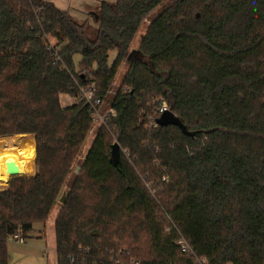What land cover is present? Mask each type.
<instances>
[{
	"label": "trees",
	"instance_id": "obj_1",
	"mask_svg": "<svg viewBox=\"0 0 264 264\" xmlns=\"http://www.w3.org/2000/svg\"><path fill=\"white\" fill-rule=\"evenodd\" d=\"M90 13L0 0V136L36 141L35 174L0 189V264L13 234L48 220L72 172L94 123L84 85L115 115L54 221L57 264H191L178 231L213 264H264V0H100ZM62 93L75 102L63 107ZM157 98L191 134L153 126Z\"/></svg>",
	"mask_w": 264,
	"mask_h": 264
},
{
	"label": "rangeland",
	"instance_id": "obj_2",
	"mask_svg": "<svg viewBox=\"0 0 264 264\" xmlns=\"http://www.w3.org/2000/svg\"><path fill=\"white\" fill-rule=\"evenodd\" d=\"M65 2V0H64ZM69 2H71V10L73 12V14L75 15V17H77L80 21H83L85 18H90L91 15V11L94 9L95 5L100 2V0H74L73 2L71 0H66L65 4H68ZM164 3L159 5L153 12H152V16L157 15L158 13H160L162 11V9L164 8ZM92 20V19H91ZM147 25H148V21L145 20L141 27L140 30L138 32V34L136 35V38L133 42V47H137V45L139 44V41L142 37V35L145 33L146 29H147ZM50 40H52V42L57 43V40L55 37L49 36ZM116 57V51H112L110 53V63H112L114 61ZM81 59V55L77 54L75 56V64L76 66L79 65V61ZM129 66V62L127 61L126 63L123 64V66L121 67L119 73L117 74L116 78H115V82H114V91L116 90L117 86L121 83L123 76L127 70ZM113 94H111L110 97H112ZM74 98V97H73ZM75 102V101H74ZM61 103V102H60ZM108 106V102H106L104 104L103 107ZM101 124H99V122H95L92 125V129L89 132V135L87 136L82 149L79 153V156L77 157L74 166L72 168V172L70 173L59 197L57 202L55 203L50 216L48 217V220L45 223L39 222L36 223L34 225L33 230L29 231L26 233V235H24L21 232V235H23L24 239L26 238V241L24 242H20V241H16L14 239H10L8 242V248H9V254H10V261L9 264H57V252H56V236H55V226H54V221L59 213V210L63 204L64 198L67 194V191L70 187L71 182L74 180L78 170H79V166L82 162V160L84 159L85 155L87 154L93 138L95 136V133L97 132L98 127ZM11 136V135H10ZM2 137V136H0ZM4 137V136H3ZM114 142H116L114 140ZM35 150H36V143H35ZM124 152V149H122ZM1 153V152H0ZM35 160H36V154H35V159L33 160V165H31L30 167V172L31 174L26 175V176H31L33 174H35L36 172V165H35ZM2 172L0 169V181H3V177H2ZM22 175V176H23ZM14 178V177H12ZM11 178V179H12ZM11 179L9 180V182L11 181ZM8 183L6 184H0V189L8 186ZM147 187L151 188L150 183L147 184ZM168 227V226H167ZM42 231V232H41ZM125 249L127 248L126 246L124 247ZM143 251V250H142ZM145 251V249H144ZM185 258V257H184Z\"/></svg>",
	"mask_w": 264,
	"mask_h": 264
},
{
	"label": "built area",
	"instance_id": "obj_3",
	"mask_svg": "<svg viewBox=\"0 0 264 264\" xmlns=\"http://www.w3.org/2000/svg\"><path fill=\"white\" fill-rule=\"evenodd\" d=\"M48 48L50 51H52L56 57L58 58V53L60 47L49 38ZM80 96L83 97L88 103H90L92 109L94 110L93 113V119L96 122H99L101 125H105L111 115H115L114 110L107 109L104 110V103L103 100L97 96L96 93V86L95 85H84L80 87ZM157 104L156 108L154 110V116H150L152 118V124L153 126L159 125L157 123V119L166 111L171 110L167 103L162 99H156ZM164 179H166L164 177ZM173 227H176L174 224ZM177 228V227H176ZM178 229V228H177ZM14 239L16 241L24 242L25 239L23 235H21V232H17L13 234L10 239ZM176 244L179 246L180 251L186 255L189 260L191 261V264H213L210 262V260L207 257L199 256L196 251L192 248L189 240L178 231V237L176 239Z\"/></svg>",
	"mask_w": 264,
	"mask_h": 264
},
{
	"label": "bare ground",
	"instance_id": "obj_4",
	"mask_svg": "<svg viewBox=\"0 0 264 264\" xmlns=\"http://www.w3.org/2000/svg\"><path fill=\"white\" fill-rule=\"evenodd\" d=\"M0 169L3 181L0 184H6L14 176H22L30 172V167L35 159V139L32 135H14L5 136L0 139ZM14 161L19 167L16 174L7 170V163Z\"/></svg>",
	"mask_w": 264,
	"mask_h": 264
},
{
	"label": "water",
	"instance_id": "obj_5",
	"mask_svg": "<svg viewBox=\"0 0 264 264\" xmlns=\"http://www.w3.org/2000/svg\"><path fill=\"white\" fill-rule=\"evenodd\" d=\"M156 121L159 125H162V126L177 125L181 127L185 133L191 134L190 132L187 131L186 126L182 123L180 117L176 115L172 110H166ZM17 135H26V134H17ZM110 161L115 166H117L121 161V146L118 142H114L111 146ZM7 167H8L7 168L8 172L12 174H16L19 171V167L14 161L8 162ZM14 177H17V176H14Z\"/></svg>",
	"mask_w": 264,
	"mask_h": 264
},
{
	"label": "crops",
	"instance_id": "obj_6",
	"mask_svg": "<svg viewBox=\"0 0 264 264\" xmlns=\"http://www.w3.org/2000/svg\"><path fill=\"white\" fill-rule=\"evenodd\" d=\"M52 1H54L55 2V4L57 5V6H59V7H62V8H65V9H69L70 11H71V13L73 14V12H72V10H71V7H72V5H71V2H69L68 4H65V2H66V0H65V2H64V0H52ZM72 2L74 1V0H71ZM74 15V14H73ZM75 16V15H74ZM77 18V17H76ZM86 19V18H85ZM84 19V20H85ZM74 101H75V98H73L72 96H70L69 94H65V93H62L61 95H60V102H61V105L63 106V107H67V106H70V105H72L73 103H74ZM34 138V137H33ZM33 163V162H32ZM33 165V164H32ZM42 232V231H41ZM26 235V234H25ZM26 237H27V235H26ZM25 241H26V238H25Z\"/></svg>",
	"mask_w": 264,
	"mask_h": 264
}]
</instances>
